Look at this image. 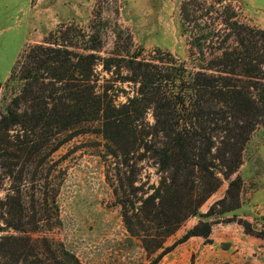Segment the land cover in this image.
I'll list each match as a JSON object with an SVG mask.
<instances>
[{
  "label": "rangeland",
  "instance_id": "374dc122",
  "mask_svg": "<svg viewBox=\"0 0 264 264\" xmlns=\"http://www.w3.org/2000/svg\"><path fill=\"white\" fill-rule=\"evenodd\" d=\"M188 1L0 0V119L24 86L20 69L33 46L87 54L89 40L99 39L102 47L92 51L96 90L117 115L139 91L127 55L155 63L171 53L189 72L204 71L201 66L238 45L229 17L264 31V0ZM257 76L235 78L264 87L263 74ZM133 121L135 129L124 117L85 123L43 143L20 126H0V243L6 236L46 239L82 264H152L157 258L156 264H264V123L251 133L234 172H218L219 187L199 204L209 217L176 223L160 213L163 208L172 218V198L153 196L162 174L142 144H151L152 113L138 110ZM27 138L38 147L25 148ZM236 178L242 183L234 187L238 203L227 196ZM202 220L211 224L209 237L170 248Z\"/></svg>",
  "mask_w": 264,
  "mask_h": 264
},
{
  "label": "trees",
  "instance_id": "16d2710c",
  "mask_svg": "<svg viewBox=\"0 0 264 264\" xmlns=\"http://www.w3.org/2000/svg\"><path fill=\"white\" fill-rule=\"evenodd\" d=\"M182 9L187 10L186 4ZM226 23L238 45L233 51L225 50L211 65L201 66L204 71L189 72L171 53L155 58V63L127 55V67L132 80L139 83V91L118 116L112 113L106 96L96 90V56L92 51L102 47L99 39L89 40L91 44L83 48L90 52L87 54L64 45L33 46L20 69L24 86L2 113L0 126H20L30 136L39 135L43 143L42 138L47 141L55 133H72L82 124L116 117L120 122L126 118L135 129L134 112L148 109L154 119L152 139L149 146L142 144L147 145L162 174L153 196L161 200L169 196L175 206L172 218L163 208L160 213L167 222L176 223L188 216L209 217V212L198 210L199 204L219 187L218 172L225 177L234 172L251 133L264 123V87L251 80L245 85L247 82L242 84L235 78L240 74L250 79L261 73L264 78V31L242 26L230 17ZM216 63L223 69H214ZM104 66L109 69L107 60ZM251 88L259 93L253 94ZM27 139L25 148L29 143L31 148L38 147L34 138ZM241 184L240 178L231 180L227 191L237 203L239 194L234 187ZM16 204L21 209L22 203ZM210 234L211 224L202 220L170 248L193 236L207 238ZM157 262L158 258L152 264ZM0 264L82 263L74 253L57 249L46 239L34 242L29 237L6 236L0 243Z\"/></svg>",
  "mask_w": 264,
  "mask_h": 264
}]
</instances>
